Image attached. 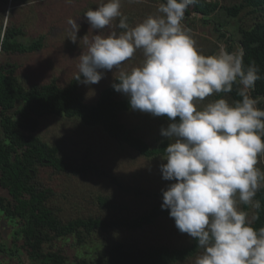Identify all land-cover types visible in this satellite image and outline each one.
<instances>
[{
  "label": "clouds",
  "instance_id": "clouds-1",
  "mask_svg": "<svg viewBox=\"0 0 264 264\" xmlns=\"http://www.w3.org/2000/svg\"><path fill=\"white\" fill-rule=\"evenodd\" d=\"M195 2L166 0L158 14L130 27L121 0H99L84 14L95 35L82 38L86 51L78 57L75 80L94 85L115 68L119 83L112 87L128 97L131 109L169 119L161 129L170 143L160 170L163 179L175 182L162 190L161 208L197 241L202 251L194 264H264V228L257 230L237 207V195L243 204L259 207L254 197L264 186V171L257 167L264 155V109L251 95L259 69L254 63L245 68L243 53L223 45L213 54L201 52L182 25ZM66 23L76 43L80 24L72 17ZM137 50L142 63L122 70ZM234 84L240 100L220 97L199 107L215 93L232 92Z\"/></svg>",
  "mask_w": 264,
  "mask_h": 264
},
{
  "label": "rangeland",
  "instance_id": "rangeland-1",
  "mask_svg": "<svg viewBox=\"0 0 264 264\" xmlns=\"http://www.w3.org/2000/svg\"><path fill=\"white\" fill-rule=\"evenodd\" d=\"M207 1L227 6L244 2V0ZM98 3L99 0H73L72 4L66 3V0H0L1 25L21 28L22 35L19 40L24 43L42 39L40 49L34 52L0 53V62L15 64L17 75L27 88L51 81L66 85L75 78L78 57L83 50L86 51L82 38L87 34L90 40L95 35L93 31H89L90 24L84 14L89 8H96ZM160 3L164 2L121 0V11L132 27L148 15L158 14L157 8ZM263 14L248 7L241 12L236 22L249 28L258 20L264 19ZM68 17L77 19V23L80 24L76 43L68 38L70 27L66 23ZM191 18L193 19L184 18L182 25L203 54L215 53L220 45L225 46L229 52H240L236 30L231 33L224 28L223 31H228V36H233L229 41L227 35L222 37L221 31L216 30L210 22L202 21V16L194 15ZM118 22L119 18L113 21V26ZM110 30L106 28L104 32ZM98 32L99 30H96V34ZM229 46H232L231 50ZM143 58L142 50H137L132 58L122 63L121 69L130 71L133 67L139 66ZM115 71V68L106 71L97 84L80 83L79 90L85 101L94 102L101 90L115 81ZM115 74L119 75V70ZM118 97L127 96L118 92ZM220 97L235 102L228 93H215L198 102L199 107L202 108ZM121 116L122 121L151 146H158L165 140L170 142L161 135L162 127L169 124L166 118L133 109ZM36 135L50 145L58 147L60 155L66 161L77 165L85 163L96 168L86 174H72L38 167L35 181L50 188L49 203L64 220L89 216L135 217L156 204H162V190L175 182L162 177L160 165L166 163L162 160V155L146 157L110 137L102 127L87 125L81 119L46 115L41 119ZM257 167L264 171V155L258 157ZM261 184L264 185V181H261ZM0 194H4L2 189ZM247 206V216L253 221L256 207ZM237 207L240 210L245 207V204L239 201L238 195ZM20 228L17 219H9L0 212V264H42L38 260L30 259L26 250L22 248V241L15 243V234ZM80 233L81 236L74 233L55 237L45 244V248L59 249L69 260H75L76 257L93 260L102 258L105 249L114 240L140 246L165 244L172 247H185L193 240L188 234L181 233L176 228L174 219L168 216L161 217L156 223L136 231L110 229L104 232L100 230L88 232L81 228ZM196 256L183 264H194Z\"/></svg>",
  "mask_w": 264,
  "mask_h": 264
},
{
  "label": "trees",
  "instance_id": "trees-1",
  "mask_svg": "<svg viewBox=\"0 0 264 264\" xmlns=\"http://www.w3.org/2000/svg\"><path fill=\"white\" fill-rule=\"evenodd\" d=\"M248 7L264 13V0H244L230 6L196 0L186 9L184 18L193 19L191 16L200 15L202 21L210 22L216 30L221 31L222 37L228 33L223 31L224 28L230 32L236 30L245 68L254 63L259 69L260 78L251 93L258 101L257 106L264 109V19L249 28L236 22ZM21 35V28L0 24V53H30L40 49L41 38L27 44L19 40ZM227 37L229 41L233 39L232 35ZM114 82L119 83L118 80ZM113 83L102 89L97 99L89 103L81 94L80 82L75 78L66 85L51 81L27 88L21 83L15 64L0 62V189L4 191V194H0V212L9 219H17L21 228L16 231L15 243L22 241V248L32 261L38 260L42 264H183L201 250L194 238L185 247L165 244L140 246L114 240L107 246L102 258L93 260L85 257L69 260L59 249L46 250L45 244L55 237L74 233L81 236V228L88 232L110 229L136 231L156 223L161 217H170V210L156 204L135 217L89 216L64 220L49 203L50 188L35 181L39 166L72 174H86L96 169L89 164L77 165L66 161L58 147L36 135L41 119L49 114L78 118L87 125L100 126L110 137L146 157L164 154L170 143L168 140L151 146L122 121L121 115L132 109L128 97H118ZM238 87V84H234L232 92L228 93L235 101L241 99L237 94ZM161 117L169 121L166 116ZM254 199L260 204L255 208L252 221L258 230L264 228V186L257 191ZM247 210L248 206L245 205L242 211L247 213Z\"/></svg>",
  "mask_w": 264,
  "mask_h": 264
}]
</instances>
